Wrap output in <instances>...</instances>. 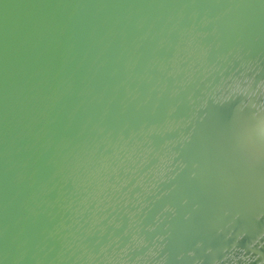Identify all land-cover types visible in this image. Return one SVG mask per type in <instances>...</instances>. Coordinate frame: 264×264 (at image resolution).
I'll use <instances>...</instances> for the list:
<instances>
[{"label":"water","instance_id":"water-1","mask_svg":"<svg viewBox=\"0 0 264 264\" xmlns=\"http://www.w3.org/2000/svg\"><path fill=\"white\" fill-rule=\"evenodd\" d=\"M256 36H264V0H0V264H107L100 247L111 242L109 252L121 251L137 231L148 242L114 264H264V212L243 217L232 205L211 227L220 237L178 247L181 212L189 209L181 201L191 192L180 189L178 174L145 196L154 199L149 208H103L134 184L136 177L113 190L150 141L158 148L176 137L158 130L187 114L180 81L189 40L211 43V62ZM177 64L181 70L168 74ZM252 69H236L222 91L246 104L254 96L264 110V67ZM171 88L178 93L169 95ZM187 144L174 146V171L177 158L190 163ZM172 181L166 197H155ZM137 192L138 185L132 199ZM164 203L175 213L156 220ZM126 206L136 209L130 227Z\"/></svg>","mask_w":264,"mask_h":264},{"label":"bare ground","instance_id":"bare-ground-1","mask_svg":"<svg viewBox=\"0 0 264 264\" xmlns=\"http://www.w3.org/2000/svg\"><path fill=\"white\" fill-rule=\"evenodd\" d=\"M255 38L260 39L257 36ZM261 38L263 41L260 39L255 43L250 39H245L226 52H216L211 62L207 59L211 43L201 46V44H196L195 39L189 40L186 53L187 58H192L186 67L182 68L187 76L186 79L180 81L181 89L185 90L183 94L188 107L187 114L180 115L177 119H168L165 125L158 130L161 134L167 131H176V137L165 140L158 148L150 141L146 150L141 151L143 154L141 160L133 167L128 165L123 168L125 171L130 170V174L123 176L118 186L113 190L119 192L120 188L125 186L131 178L136 177L134 184L126 188L118 199H112L103 205V208L111 204V209H114L117 203L121 208L123 203L128 205L130 202L140 204L137 211H140L144 206L149 208L154 199L151 197L145 200V196L150 192L155 193L159 187H162L170 179L172 180L176 174L180 175L179 177L182 179L180 189L184 192L185 189L191 190L190 198L184 197L181 201L189 209L183 210L181 220L179 219L177 244L180 249L187 244H194V242L199 247L201 244H206L208 240L205 242L202 239L204 234L211 241L214 237H220L221 230L217 228L213 231L211 227L224 220V212L228 205L242 210V216L246 215L248 218H252L257 212H264V110L254 107L256 101L254 96L250 103L246 104V99L241 96H231L230 94L227 97L223 93L236 69H248L253 73L254 65H257L258 69L264 67V36ZM160 68L163 69L164 66L160 64ZM180 70L181 68L177 64L171 68L168 74L175 75ZM225 73L228 76L224 77ZM161 88H164V84ZM177 93L178 90L174 88L169 91V95ZM231 93H233L232 90ZM176 100H180V98L178 97ZM169 110H173V106L170 105ZM154 128L150 127V130L153 131ZM193 133L195 134L192 136ZM186 141L188 142L187 155L190 157V163L186 165L179 157L177 162L180 170L174 171L172 169L173 160L178 154V150L174 146L178 142L181 146ZM139 144L141 142L135 141L132 148H136ZM122 145L124 147V143ZM153 157H156V161L142 170V167ZM157 178L163 183L156 182ZM136 185L140 187L141 192L135 193V199H132L130 192ZM175 185V181H172L168 189H163L155 197L159 198L164 195L166 197L175 188ZM96 196L94 193L92 197ZM165 210H170L171 214L175 213L173 207L164 203L158 209L155 219L159 220L160 213ZM124 211L130 218L128 223V227H130L133 225L132 220L135 219L136 209L130 210L129 206H126ZM208 212L213 214L211 219L204 215ZM138 221L139 219L136 220V222ZM109 223L118 226L121 219L116 222L112 216ZM260 224L263 225L264 222ZM154 225L149 224L148 230H151ZM136 227L138 228L137 225ZM103 230L104 226H102ZM124 232L127 233L128 228ZM160 238L164 239V236ZM114 240L118 239L114 238ZM201 240H203L202 243H200ZM147 242L144 234L140 235L139 231L132 232L131 241L121 251L112 248L109 252L107 247L110 242L101 246L98 252H103L104 258H102L104 262H108L107 264H114L115 261L121 263L126 258H123V255ZM131 243H133L132 246ZM193 252L195 251L189 252L190 258ZM217 252L218 249H215L213 254L215 255ZM95 256L93 252H90L88 254L89 262ZM188 259L186 258L183 262ZM251 259L254 258L248 260ZM192 260L191 258L189 264Z\"/></svg>","mask_w":264,"mask_h":264}]
</instances>
